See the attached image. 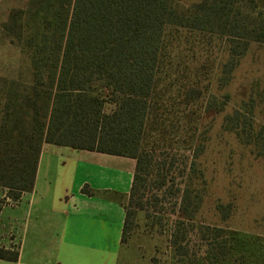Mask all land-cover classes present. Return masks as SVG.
<instances>
[{"label": "trees", "instance_id": "16d2710c", "mask_svg": "<svg viewBox=\"0 0 264 264\" xmlns=\"http://www.w3.org/2000/svg\"><path fill=\"white\" fill-rule=\"evenodd\" d=\"M36 1L39 10L54 9V22L47 21L41 29L36 25L27 37L10 38L20 45L27 63L18 77H0V187L12 200L32 191L43 143L135 159L133 193L137 173L167 132L164 119L156 114L162 105L154 97L172 42L169 31L225 38L234 57L240 44L243 49L251 42L264 44V8L256 0H201L185 9L179 7L180 0ZM15 17L10 14L8 22L15 25ZM217 105L219 112L222 106ZM238 119L235 110L224 123L241 135ZM241 137L253 144L252 136ZM197 140H186L192 158L188 162L185 157L176 232L193 219L196 209L189 210L190 185L200 173L195 159L201 148H193ZM200 177L203 182L202 172ZM199 230L208 260L224 259L223 230L203 224ZM172 244L179 248L175 238ZM176 252L185 253L180 248ZM18 254L17 249L0 246V259L16 261Z\"/></svg>", "mask_w": 264, "mask_h": 264}, {"label": "rangeland", "instance_id": "374dc122", "mask_svg": "<svg viewBox=\"0 0 264 264\" xmlns=\"http://www.w3.org/2000/svg\"><path fill=\"white\" fill-rule=\"evenodd\" d=\"M200 1L178 4L185 9ZM256 1L264 8V0ZM53 10H39L36 0H0V77H18L27 63L20 45L10 43V38L27 37L36 25L41 29L47 21L53 23ZM12 13L15 25L8 22ZM168 37L172 42L157 75L154 97L162 105L156 114L164 119L167 132L137 173L133 193L129 191L124 242L138 249L141 256L136 264H264V44L251 42L245 49L240 44L234 57L226 39L219 36L178 29L169 31ZM231 56L237 59L232 69L230 61L235 59ZM216 103L222 106L219 112ZM235 110L238 131L243 137L252 136L253 144L227 130L232 124L226 126L224 118ZM190 136L199 138L193 148H201L195 159L200 173L190 185L189 210L196 209L190 211L193 219L185 220L176 232L185 157L188 162L192 158L186 141ZM63 159L68 162L66 156ZM112 161L96 165L106 163V173L116 177L120 169L116 171V164H109ZM88 172L93 175L97 169L94 166ZM6 192L0 187L3 217L16 201L7 198ZM199 224L223 230L224 259L208 260ZM2 230L0 225V242L3 239L7 248L17 249L18 241L6 230L2 236ZM174 238L185 253L176 252Z\"/></svg>", "mask_w": 264, "mask_h": 264}, {"label": "crops", "instance_id": "0c3cea01", "mask_svg": "<svg viewBox=\"0 0 264 264\" xmlns=\"http://www.w3.org/2000/svg\"><path fill=\"white\" fill-rule=\"evenodd\" d=\"M105 159L120 169L116 177L106 173V163L96 165ZM134 171L131 157L43 143L32 191L4 217L0 210V225L18 241L19 252L16 261L0 264L139 263L138 249L121 241ZM0 246L7 248L3 239Z\"/></svg>", "mask_w": 264, "mask_h": 264}]
</instances>
